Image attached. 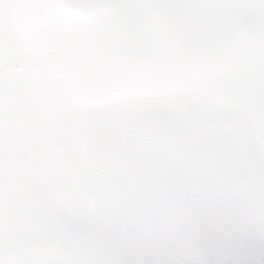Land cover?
<instances>
[{
	"label": "snow or ice",
	"instance_id": "1",
	"mask_svg": "<svg viewBox=\"0 0 264 264\" xmlns=\"http://www.w3.org/2000/svg\"><path fill=\"white\" fill-rule=\"evenodd\" d=\"M0 264H264V0H0Z\"/></svg>",
	"mask_w": 264,
	"mask_h": 264
}]
</instances>
